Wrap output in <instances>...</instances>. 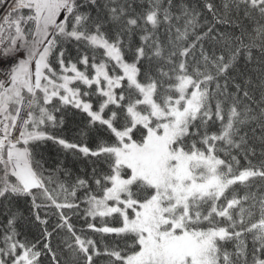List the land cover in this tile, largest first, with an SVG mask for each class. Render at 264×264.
Returning <instances> with one entry per match:
<instances>
[{"label":"snow or ice","instance_id":"6c2138e0","mask_svg":"<svg viewBox=\"0 0 264 264\" xmlns=\"http://www.w3.org/2000/svg\"><path fill=\"white\" fill-rule=\"evenodd\" d=\"M0 11V264H264V0Z\"/></svg>","mask_w":264,"mask_h":264},{"label":"trees","instance_id":"16d2710c","mask_svg":"<svg viewBox=\"0 0 264 264\" xmlns=\"http://www.w3.org/2000/svg\"><path fill=\"white\" fill-rule=\"evenodd\" d=\"M215 3L217 7H222V0H215ZM205 14L207 15V13ZM43 155L45 160L47 161L46 167H50V168H55L58 160L63 158L61 155L58 154L57 149L52 145L47 146V148L43 152ZM77 227H79V224H77ZM23 231L26 233L29 239H33L39 236L38 228L33 227L31 225L26 226L23 229ZM56 242L57 241L54 239L53 246H55ZM42 262L43 264H49V260L46 256L42 257Z\"/></svg>","mask_w":264,"mask_h":264}]
</instances>
